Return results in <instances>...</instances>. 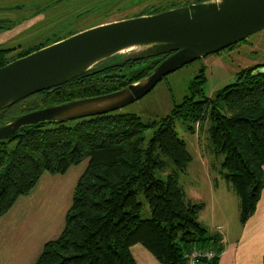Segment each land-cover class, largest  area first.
<instances>
[{"label":"trees","instance_id":"1","mask_svg":"<svg viewBox=\"0 0 264 264\" xmlns=\"http://www.w3.org/2000/svg\"><path fill=\"white\" fill-rule=\"evenodd\" d=\"M155 64L131 75L85 72L99 79L71 83L63 90L67 88L68 98L109 93L144 77ZM258 67L241 71L215 97L205 95L201 86L194 89L171 113L150 123L135 113L115 110L22 127L0 140V217L29 195L46 172L66 174L88 160L75 184L62 232L44 244L34 264H138L132 250L136 244L162 264H187V252L209 248L218 254L201 264H218L222 236L205 234L198 219L203 203L188 199L178 181V173L187 171L193 156L175 122L211 119L210 145L225 155V178L240 197V221L246 223L264 189V66ZM45 97L37 94L25 107L38 106ZM149 128L154 132L147 139ZM188 129L193 131L192 125ZM163 156L176 166L166 177L159 174L166 164ZM140 196L151 208L149 217L143 216Z\"/></svg>","mask_w":264,"mask_h":264},{"label":"water","instance_id":"2","mask_svg":"<svg viewBox=\"0 0 264 264\" xmlns=\"http://www.w3.org/2000/svg\"><path fill=\"white\" fill-rule=\"evenodd\" d=\"M264 28V0H203L156 14L100 24L0 69V109L67 82L113 56L119 63L171 53L127 86L49 105L0 124V139L22 127L120 109L183 66Z\"/></svg>","mask_w":264,"mask_h":264},{"label":"rangeland","instance_id":"3","mask_svg":"<svg viewBox=\"0 0 264 264\" xmlns=\"http://www.w3.org/2000/svg\"><path fill=\"white\" fill-rule=\"evenodd\" d=\"M35 1L39 6L52 0ZM173 1L186 2L187 0H90V2L81 0L84 7H95L93 9L95 12L89 20H82L80 27L85 29L95 24L100 25L107 19L112 20L126 12L139 11L147 5H166ZM124 2L138 5L130 8L131 4L128 11L121 10L119 12L118 7L120 9L128 7ZM21 3V0H0V6ZM70 3L71 0H65L58 6L64 8ZM181 4L177 3V5ZM0 11L7 12L9 16L12 15L10 13L12 10L0 9ZM146 65L147 63L144 62L127 66L123 73L131 75L132 71ZM257 65L264 66V28L250 34L244 40L218 52L202 56L168 74L148 94L121 107L118 111L135 113L145 123L160 120L171 113L184 96L191 94L194 89L201 86L205 95L215 97L226 85L235 82L241 71ZM200 93H197V99L201 98ZM211 124L210 118L202 122L179 118L175 122L179 136L186 140L188 149L193 156L187 171L178 173V181L185 190L188 199L203 203V207L198 212V219L207 229L206 235L214 231L218 232L220 229L217 227L220 224L223 225L224 217L229 218L232 222L240 223L241 212L240 197L233 185L225 178V169L222 166L225 155L215 153L210 145L209 129ZM188 125H192L193 131L188 129ZM153 132L152 128L146 131L147 139L153 135ZM163 159L166 161L165 168L159 171V174L166 177L176 170V166L169 157L163 156ZM87 165L88 160H85L79 165L72 166L66 174L46 172L33 189L32 192L37 191L28 202L34 209L35 222L39 227L37 233L42 231L38 240L42 237L55 239L63 229L66 213L73 201L75 184ZM140 199L144 202L143 216H151L149 204L142 196ZM45 232L47 233L45 234ZM25 248L27 249V247Z\"/></svg>","mask_w":264,"mask_h":264},{"label":"flooded vegetation","instance_id":"4","mask_svg":"<svg viewBox=\"0 0 264 264\" xmlns=\"http://www.w3.org/2000/svg\"><path fill=\"white\" fill-rule=\"evenodd\" d=\"M200 1L203 0H187L186 2L173 1L172 3H168L166 5L165 4L147 5L141 8L139 11H135L131 13L126 12L124 13V15L118 16V18L116 19H112V20L107 19L101 22L100 24H105L122 19H128L132 17L156 14L171 8L189 5ZM21 2L22 3L19 5L14 4V5L0 6V9L2 10H12L10 12L12 15L10 16L7 15V12L0 11V69L19 59L25 58L41 49H44L48 46L58 43L74 34H77L81 31L99 25V24H95L85 29L80 27L82 20H89L95 12L93 11L95 7L94 8L89 6L84 7L82 5L81 0H71V3L67 4L64 8L59 7L58 5L60 2H65V0H52L46 2L44 5H39V6L35 0H21ZM124 3L126 6L128 5V7L122 9L118 7L119 12L121 10L128 11L129 5L132 4L131 2H124ZM174 3H176V5L167 7L168 5ZM177 3H182V4L177 5ZM134 5L137 6L138 4L136 3L132 4L130 8L133 7ZM160 6H163L164 9L159 12L141 14L142 11L145 10L152 11L153 8L156 9L157 7ZM78 27H80V29H78ZM171 53H167L166 57ZM163 55L164 54L154 57L142 58V59L119 63L115 65V67H112V70L109 71L107 67L109 65L112 66V63L115 61V59H117V56L116 57L113 56L95 64L92 68H90L85 72H125L124 71L125 67L135 65L138 63L143 64L144 62L147 63V65L144 66L143 68H147L149 64L156 63L155 65H157L160 61L166 58ZM149 71H151V69ZM98 79H99L98 75H94V74L89 75V73L87 74L83 73L60 85L34 93L18 101L13 105L0 109V124L8 120H11L15 117H18L19 115L49 105L85 98V97L68 98L69 96H68L67 86H69L71 83L80 84L83 81L95 82ZM64 87L67 88L63 90ZM37 94L38 96H46L44 101H42V103L39 104L38 106L33 105L31 107V105H29L25 107V105H28L30 103V101H33L34 96H36ZM87 97H91V96H87ZM47 122L53 123L57 121H47ZM11 137L12 136L7 138H11ZM3 139L5 138H2L0 140Z\"/></svg>","mask_w":264,"mask_h":264},{"label":"crops","instance_id":"5","mask_svg":"<svg viewBox=\"0 0 264 264\" xmlns=\"http://www.w3.org/2000/svg\"><path fill=\"white\" fill-rule=\"evenodd\" d=\"M36 191L21 196L0 217V264H34L44 244L51 240L46 237L38 240L42 231L37 233L39 227L35 222L34 209L29 205ZM218 226L222 228L212 232L222 236L218 264H264V189L255 213L246 223L232 222L224 217L223 225ZM132 250L138 264H162L141 244L134 245Z\"/></svg>","mask_w":264,"mask_h":264},{"label":"built area","instance_id":"6","mask_svg":"<svg viewBox=\"0 0 264 264\" xmlns=\"http://www.w3.org/2000/svg\"><path fill=\"white\" fill-rule=\"evenodd\" d=\"M221 229L222 226H218ZM217 252L209 248H194L192 251L187 252L185 257L187 259V264H201L203 259L212 260L217 256Z\"/></svg>","mask_w":264,"mask_h":264}]
</instances>
